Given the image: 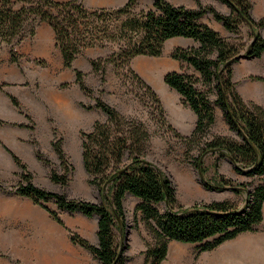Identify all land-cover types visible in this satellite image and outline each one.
<instances>
[{
    "label": "trees",
    "instance_id": "1",
    "mask_svg": "<svg viewBox=\"0 0 264 264\" xmlns=\"http://www.w3.org/2000/svg\"><path fill=\"white\" fill-rule=\"evenodd\" d=\"M137 1L129 0L118 8L91 10L82 0H0V45L17 44L34 35L36 25L47 22L55 32L65 67L72 68L88 48H113L105 59L91 60L93 70L103 74V82L104 62H112L133 75L150 93L162 123L187 143L203 144L201 154L194 159L202 177L207 171L205 157L213 154L229 159L238 173L257 177L260 182L252 188L249 183L234 185L236 193L245 195L241 206L229 200L180 205L171 180L147 157L152 138L147 123L122 114L101 99L95 105L84 106L101 109L107 119L82 132L84 166L90 183L99 190L100 202L70 200L38 187L31 181L26 164L7 148L23 169L22 182L15 190L17 195L32 198L47 209L43 201L53 199L62 210L99 217L98 244L72 231L71 240L92 252L101 264H128L125 249L116 240V231L123 234L126 229L124 200L128 194L141 200L137 209L154 236L144 251L146 264H162L173 240L197 244L199 253L212 251L242 233L258 231L264 220V107L247 102L234 81V63L241 55H264V16L253 17L251 0H221L231 8L230 14L212 5L192 8L170 0H153V9L134 13ZM208 14L231 33H240L242 25H246L249 41L241 46L203 22ZM175 37L194 41L191 46L176 47L172 53L189 71L173 70L164 76L166 84L181 95L184 104L197 116L190 135L181 134L168 123L161 97L131 65L138 56H161L166 42ZM75 74L80 87L92 92L84 82L83 71L75 69ZM10 98L15 106H20L16 96ZM217 106L238 138L218 135L203 141L216 122ZM53 147L68 171L62 140H54ZM52 179L62 184L68 182L66 175L56 172ZM160 203H165L164 212L157 207ZM48 210L57 222L64 224L57 211Z\"/></svg>",
    "mask_w": 264,
    "mask_h": 264
},
{
    "label": "rangeland",
    "instance_id": "2",
    "mask_svg": "<svg viewBox=\"0 0 264 264\" xmlns=\"http://www.w3.org/2000/svg\"><path fill=\"white\" fill-rule=\"evenodd\" d=\"M82 1L93 10L118 8L129 0ZM170 1L192 8H198L200 4L212 5L224 14L231 13V8L221 0ZM251 1L253 17H263L264 0ZM149 9H153V0H138L133 12ZM203 22L234 38V42L241 46L250 39L246 25H242L240 33H231L212 14L206 15ZM193 44L191 39L175 37L166 42L161 56H138L131 62L132 67L161 97L168 123L183 135H190L194 129L180 130L177 123L190 125L194 112L184 104L181 95L166 84L164 76L173 70L189 71L181 62H174L176 59L172 53L178 46ZM112 51L113 48H88L74 61L72 68L65 67L55 32L47 22L36 25L35 34L17 44L3 42L0 45V264H84L87 260L86 264H95L99 260L88 249L71 240L72 231L98 244L99 217L62 210L53 199L44 200L48 209L58 212L64 222L60 224L47 208L35 203L32 198L17 195L15 190L22 182L23 169L10 152L26 164L31 181L38 187L62 194L70 200L100 202L99 190L90 183L84 166L82 146V132L90 131L95 122L107 119L101 109L84 106L95 105L97 99L124 115L147 123L152 134L147 157L171 180L180 205L187 207L229 200L241 206L245 195L236 193L234 185L249 183L252 188L260 182L257 177L238 173L229 159L213 154L205 157L207 171L202 177L194 159L201 154L203 144L187 143L168 124L162 123L150 93L133 75L112 62H104L106 80L103 82V74L93 70L91 60L105 59ZM14 58L16 61L12 60ZM75 69L83 71L84 82L92 92L84 91L76 82ZM234 71L242 75L237 84L240 89L246 90L247 97L244 99L264 107V79L252 78H264V55L239 59L234 63ZM10 95L18 98L19 107L13 104ZM218 135L238 138L219 106L216 108V122L203 141ZM56 139L62 140L68 158V171L53 147ZM54 172L66 175L68 182L54 181ZM140 202L131 194L126 196V229L123 234L116 231L118 246L125 249L128 264H146L144 251L147 244L154 241L143 213L137 209ZM157 207L162 212L166 208L165 203ZM262 231L264 229L259 228L255 233L260 235ZM189 244L188 255L183 256L176 251L174 256L163 261L164 264H198L201 256L198 246ZM255 249L258 252L254 246ZM255 257L259 258V255Z\"/></svg>",
    "mask_w": 264,
    "mask_h": 264
},
{
    "label": "crops",
    "instance_id": "3",
    "mask_svg": "<svg viewBox=\"0 0 264 264\" xmlns=\"http://www.w3.org/2000/svg\"><path fill=\"white\" fill-rule=\"evenodd\" d=\"M181 38V37H180ZM189 39V38H188ZM192 40V39H191ZM192 42V41H191ZM175 63L179 64V61L175 60ZM241 73H237L234 71V81L236 83L239 82L241 78ZM76 77V76H75ZM239 84H237L238 91L244 97H247L245 88L240 89ZM197 116L193 113L191 124L185 126V123L178 121L177 125L180 130H193L195 128ZM190 126V128H189ZM264 210V207H263ZM264 220L259 228L264 229ZM190 245L189 243H184L180 241L173 240L169 244V252L167 259L174 256V253H181L183 256L188 255L189 249L187 246ZM197 245V244H196ZM254 246L257 247V250H254ZM258 254L259 258L255 256ZM88 258V257H87ZM166 259V260H167ZM164 260V262L166 261ZM89 261H84V264L88 263ZM94 262V261H93ZM164 262L162 264H164ZM169 262V260L167 261ZM95 264H101L98 261ZM172 264H178V262ZM198 264H264V231L262 233H253V232H245L238 235L234 239H230L220 246H218L215 250L212 251H205L201 253L199 258Z\"/></svg>",
    "mask_w": 264,
    "mask_h": 264
},
{
    "label": "water",
    "instance_id": "4",
    "mask_svg": "<svg viewBox=\"0 0 264 264\" xmlns=\"http://www.w3.org/2000/svg\"><path fill=\"white\" fill-rule=\"evenodd\" d=\"M245 56L244 55H241L240 58H244Z\"/></svg>",
    "mask_w": 264,
    "mask_h": 264
}]
</instances>
